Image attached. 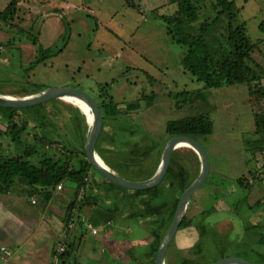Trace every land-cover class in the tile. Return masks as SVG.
<instances>
[{
    "label": "rangeland",
    "instance_id": "rangeland-1",
    "mask_svg": "<svg viewBox=\"0 0 264 264\" xmlns=\"http://www.w3.org/2000/svg\"><path fill=\"white\" fill-rule=\"evenodd\" d=\"M11 1L0 0V7L5 8ZM192 1L200 7L195 26L214 18L217 0ZM234 1V7L241 11L240 22H246L249 37L256 44L251 66L256 69L259 64L264 68V34L259 28L264 22V0ZM178 2L24 0L12 23L30 31L39 45L50 50L51 58L27 73L25 69L35 60L38 45L34 47L27 39V42L0 47V78L4 79H0V86L5 95L17 99L36 95L22 93L27 83L45 90L78 89L95 98L101 88L106 87L123 113H127L129 104L139 100V109L128 114L139 125V140L145 144L143 146L154 139L161 144L160 150L172 139L167 133L169 122L202 115L210 117L214 133L204 138L202 145L210 158L211 174L191 199L184 219L197 225L206 216L208 228H212L223 242L215 244L214 240L203 239L195 226L179 230L169 249L166 264H185V259L212 264L228 257L261 264L253 251L264 257V239L260 236L264 235V227L256 228L264 224V98L251 96L248 86L209 89L185 71L181 62L188 49L174 44L168 34L169 24L172 25L177 18ZM67 4L75 8L70 9ZM225 25L226 21L215 34L224 32ZM17 34L16 29L0 24V42H6ZM261 86L264 87V81ZM187 91L197 96H192L182 109L177 108L174 96ZM145 96H157L153 107H147L143 100ZM76 100L92 122L89 105L81 99ZM56 102L67 107L73 115L82 114L84 131L88 135L93 122L90 123L82 110L63 99ZM46 106L40 110L50 120V108ZM33 111L20 110V119L28 120V130H31L30 134L24 131L20 135L21 142H30L34 133L44 135L46 132L45 128L33 130ZM6 113L0 109L2 131L8 125L3 115ZM54 123L58 134L71 138L74 146L79 145L67 122L54 119ZM103 146L108 147L107 144ZM19 149L11 143V138L0 137V154L13 155ZM58 151L64 152L62 147ZM19 152L23 153V150ZM70 157L74 162L82 159L78 153ZM171 168H186L192 181L200 176L202 162L193 149L183 147L175 152ZM260 171L263 174L259 176ZM90 176L103 179L92 168ZM66 185L68 188L71 186L69 183ZM112 188V195H105V191L99 188L94 191L84 188L81 192L83 196H114L104 201L106 207L114 208L110 214L120 233L113 238L109 235V240L115 241H108L107 246L102 242L101 229L98 236L87 237L97 249L96 262L105 258L104 264H155L154 261L149 262L148 255L157 225L138 218L139 204H128L134 199L133 194L119 187ZM127 196L131 200L127 198L126 201L124 197ZM115 206L121 209V215L117 214ZM250 206L253 209H249ZM84 228L89 230L88 225ZM199 246L203 250L197 256L193 252H197ZM112 254L114 257L110 256Z\"/></svg>",
    "mask_w": 264,
    "mask_h": 264
},
{
    "label": "trees",
    "instance_id": "trees-1",
    "mask_svg": "<svg viewBox=\"0 0 264 264\" xmlns=\"http://www.w3.org/2000/svg\"><path fill=\"white\" fill-rule=\"evenodd\" d=\"M23 1L12 0L5 8H0L1 25L18 31L16 37L0 42V47H10L27 41V39L34 47L38 45L35 60L25 69L28 73L49 60L51 55L50 50L39 45L38 40L30 31L21 29L12 23L17 18L19 4ZM234 4V0H217L214 4L216 12L214 18H208L199 26H195L194 24L199 19L200 7L192 0H179L177 18L172 25L169 24L168 34L172 37L174 44L188 49L181 64L185 71L189 72L198 82L204 83L209 89H220L224 86H248L251 96L264 98V87L261 86L264 81V68L259 64L255 66L256 69L251 66L256 44L249 37L246 22H240L241 11L234 7ZM225 21L224 32L216 35L215 32L220 31ZM259 28L264 34V22ZM26 86L22 91L23 94L37 95L48 91L35 84L27 83ZM0 94L5 95L1 86ZM192 96H197V94L187 91L175 95L177 108L182 109L186 103L190 102ZM198 96L201 97V94ZM156 97H144L143 100L146 101L148 108L153 107ZM95 99L105 117V128L101 142L97 146V153L104 164L119 176L132 181H146L154 177L161 167L166 146L160 150L161 144L158 140H150L147 146H143L145 144L139 140V125L128 114L130 111L139 109V100L129 104L127 113H123L113 97L109 95L106 87L101 88ZM44 105L50 108L48 114L50 120L41 111ZM44 105L29 109L34 110L32 113V122L35 125L33 130L45 128L46 132L43 131L44 135L34 133L30 142L27 143L21 142L20 135L24 131L31 133V130H28L30 122L20 119V110L3 109L7 112L3 115L8 120V125L5 131L0 130V137L11 138V143L16 148L20 147L19 151L23 150V153L18 151L9 156L0 154V192L9 191L16 185V179L22 178L28 183L33 193H43L46 200H50L58 186H67L66 183H69L71 186L66 187L71 192V201L66 213L68 225L70 221L79 220V214L85 207L98 206V201L108 198L101 194L83 196L81 193L84 188L91 189L89 187L91 166L87 161L85 148L92 132L90 130L86 135L82 114L78 112L73 115L67 107L60 106L56 101ZM37 109L41 110L36 112ZM54 119L68 123L75 134L74 138L79 141L78 146L72 144L71 138H65L57 133ZM167 133L171 138L180 135L190 136L202 144L204 138L214 133V125L208 116L190 117L181 121L169 122ZM104 144L110 148L104 147ZM59 146L63 148V153H59ZM140 147L146 149L139 150ZM75 153L82 155V159L74 162L70 155ZM262 174L263 172L260 171L259 176ZM197 179L190 181V173L186 168H171L164 182L156 188L147 191H128L120 188L135 196L131 202L127 199H130L129 196L124 199L128 201V204H139L140 212L136 213L138 218L150 220L151 224L157 225L154 229L155 243L152 251L154 263L167 234L166 231L172 224L182 194ZM251 208L250 206L249 209ZM115 209L117 212L121 211L116 206ZM111 210L113 211L114 208ZM206 218L205 216L203 222L197 225H194L191 220L183 219L180 230L195 226L202 233L203 239L214 240L215 244H220L219 242H223L222 239L212 228H208ZM256 228L262 229L260 224ZM260 236L263 240L264 235ZM65 247L66 250L59 254L60 259H67L72 255L71 250L74 244L67 243ZM198 249L193 254L200 255L203 248L199 246ZM253 255L258 257V263L264 262V257L259 252L253 251ZM185 264L202 263L185 259Z\"/></svg>",
    "mask_w": 264,
    "mask_h": 264
},
{
    "label": "crops",
    "instance_id": "crops-1",
    "mask_svg": "<svg viewBox=\"0 0 264 264\" xmlns=\"http://www.w3.org/2000/svg\"><path fill=\"white\" fill-rule=\"evenodd\" d=\"M67 5L70 9L75 8L74 5ZM18 179L21 178L16 179L12 189L0 192V264H104L105 258L96 262L97 249L88 242L87 237L98 236L101 229L100 237L107 246L108 241H115L109 240V235L113 238L120 233L115 227L114 217H111L112 210L106 207L105 201H98V206L85 207L79 214V220L70 221L67 225L66 213L71 192L66 186L62 185L61 190L57 189L53 197L46 200L43 193H33L25 180ZM89 187L91 191L103 189L105 195L114 193L110 185L94 176L89 179ZM117 214L122 213L118 211ZM87 225L89 230L84 228ZM263 225L260 224L262 229ZM67 243L74 244L72 255L60 259L59 249ZM154 243L150 247L149 262L154 260ZM3 248L10 253L9 256L2 251ZM110 256L114 257L113 254Z\"/></svg>",
    "mask_w": 264,
    "mask_h": 264
},
{
    "label": "water",
    "instance_id": "water-1",
    "mask_svg": "<svg viewBox=\"0 0 264 264\" xmlns=\"http://www.w3.org/2000/svg\"><path fill=\"white\" fill-rule=\"evenodd\" d=\"M66 97L81 98L88 102L93 111L94 122L91 135L88 139L85 153L91 168L95 170L103 179L100 182L110 186L119 187L128 191H147L160 186L166 179L173 163L175 152L186 145L196 151L202 162V170L198 179L182 194L177 205L172 224L167 235L157 253L155 264H166L168 251L180 230L188 205L196 192L207 182L211 174V162L207 150L195 138L185 135L173 137L166 145L163 161L160 169L154 177L146 181H132L123 178L111 171L103 162L98 161L97 146L101 142V137L105 128L104 113L97 100L87 92L78 89H50L46 92L26 98L5 99L0 95L1 109H29L44 105L52 101L62 100ZM101 159V158H100ZM213 264H253L247 259L240 257H228Z\"/></svg>",
    "mask_w": 264,
    "mask_h": 264
},
{
    "label": "bare ground",
    "instance_id": "bare-ground-1",
    "mask_svg": "<svg viewBox=\"0 0 264 264\" xmlns=\"http://www.w3.org/2000/svg\"><path fill=\"white\" fill-rule=\"evenodd\" d=\"M3 96V98H5V99H13L14 97H12V96H9V95H2ZM76 99H81V98H74V97H66V98H64L63 100L64 101H66V102H68V103H70V104H73V105H75L76 107H78V108H80L81 110H82V112L84 113V115H86L88 118H89V116L87 115V113L83 110V108L81 107V105L77 102V100ZM81 100H83V99H81ZM62 101V100H61ZM83 101H85V100H83ZM86 102V101H85ZM88 105H89V107H90V110H91V112H92V116H93V111H92V107H91V105L88 103V102H86ZM66 105V104H65ZM83 121V120H82ZM89 121H90V123H92L91 122V120H90V118H89ZM93 122H94V116H93ZM183 147H187L186 145L184 146H182V148ZM185 149V148H184ZM190 149V148H189ZM98 161L101 163V164H103V161L100 159V158H98Z\"/></svg>",
    "mask_w": 264,
    "mask_h": 264
},
{
    "label": "built area",
    "instance_id": "built-area-1",
    "mask_svg": "<svg viewBox=\"0 0 264 264\" xmlns=\"http://www.w3.org/2000/svg\"><path fill=\"white\" fill-rule=\"evenodd\" d=\"M61 189H62V185L58 186V190H61ZM34 203H35V202H34ZM89 227L92 228L91 226H89ZM94 233L96 234L97 232L94 230ZM59 250H60L61 253H63V252L66 250V248H65V246H61V248H60ZM2 251H3L7 256L10 255V253H9L5 248H3Z\"/></svg>",
    "mask_w": 264,
    "mask_h": 264
}]
</instances>
